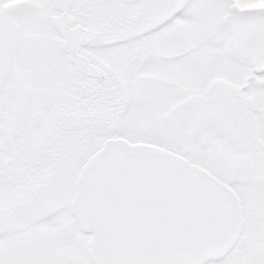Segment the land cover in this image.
<instances>
[{
	"label": "rangeland",
	"instance_id": "obj_1",
	"mask_svg": "<svg viewBox=\"0 0 264 264\" xmlns=\"http://www.w3.org/2000/svg\"><path fill=\"white\" fill-rule=\"evenodd\" d=\"M247 1L254 0H243L245 3ZM37 3L38 1L33 0H0V44H9L0 46V66L2 63L10 66L7 74L3 72L4 68L0 69V139L6 141L9 132L23 129L27 139L32 138L38 119L41 120L42 134L45 136L46 133L49 134L46 129L57 124V116L52 111L45 112V116L38 112L41 99L36 98L40 91L58 92L61 89L63 98L65 92H73L76 100L73 101L74 105L69 99L67 104L65 99L62 103L60 118L62 125L59 128L62 133V146L57 154L61 157H50L49 151L46 158L30 154L27 163L17 164L18 167H15V172L27 171L30 174V185L28 189L20 188L14 197L19 199L23 198V195H30L31 202L29 207H24L28 208L25 214H20L16 210V223L9 222L7 226L10 230L14 228V239H37L39 232L34 223L45 216L47 225L44 239H54L55 234L58 236L57 239H62L64 248L74 243L73 239H90L88 234L81 231L71 211V201L80 168L109 139L120 137L132 143L164 147V144L159 142L162 140L161 132L157 127L158 123L154 124V117L161 118L166 115L165 113H171V109L179 106L181 101L187 102L188 113L181 114L186 115L187 120L180 129L177 128L172 133L174 144L165 145L164 148L183 153L192 163L215 173L225 160L226 155L223 158H220V155L231 153L229 149L233 148L236 137L235 120L232 119L233 106L228 96L229 75L218 81L222 87L220 94H213L221 101L218 99L215 102L202 101V94H206L207 90V87L202 88V82L204 78L209 77V71H205L203 76L201 74L198 78L188 76L186 73V77L183 78L186 83L183 85L186 87L185 97L188 100L177 98V93L182 89L176 87L173 90L167 87L153 90L149 87L148 93L138 95L137 84L119 81L120 77L124 79L128 76L127 72L132 68H111L113 62L109 61L110 53L106 50L102 53L100 50L121 48L116 45H137L140 43L137 39L123 41L121 38H124L123 35H132L138 31L145 33L149 30L152 36L150 39L147 37L146 43H150L153 51L164 57L173 51L196 45L193 53L176 64L178 68L186 66L187 72L188 67L194 62L197 65L202 61L224 62L228 65L232 62L236 68V61L234 62L231 52L223 47L229 41L227 30L230 28V20L227 18L214 20L213 16L202 10L201 0H143L133 6L118 0H75L72 12L77 22L85 25L90 24L89 18L93 21L91 45L84 53L92 60L97 61L101 58L104 61L103 69L108 74L110 72L113 74L112 79L101 82L83 76L71 64L67 53L59 50L63 40L60 42L61 38L53 29V21L57 15L52 8L53 3L46 0V9ZM90 6L93 11L90 10ZM140 6L142 11L139 9ZM108 11L109 14L117 13L120 23H115V19L113 22L115 24H111L110 29L115 31L114 33L108 32L109 27L105 25L104 30L107 28V33L112 35L111 40H102L99 37L101 21L106 24L108 15L105 13ZM41 18L40 30L38 23ZM13 19L18 24L17 28L11 27ZM39 37L42 38L41 42L38 40ZM7 38L8 41L5 42ZM33 43L36 45L44 43L47 47L42 48V51L31 52L28 47L32 48ZM128 58L122 54L121 59ZM2 59H8V63L1 62ZM34 60L43 67L35 66ZM194 70L196 69L191 71ZM241 70L246 74V67ZM209 85L217 84H208V87ZM157 91L166 92L170 96L164 98L160 95L155 96L154 93ZM254 92L257 96L261 95V99L264 97V86L254 87ZM26 93L31 99L24 100ZM219 95H222V98H219ZM152 98L156 102L154 105L151 104ZM50 101L54 103L53 100ZM48 102L47 100L46 107H50ZM34 108L37 109L35 114L32 112ZM22 109H26L27 112L24 113ZM0 154L6 155L7 152ZM3 211L0 210V215ZM19 214L25 217L20 219ZM23 226L24 228L19 230ZM32 243L25 246L15 241L10 245L4 243L0 252L9 254L13 251L14 258L2 261L3 257L0 254V264H60V261L49 252V247L46 249V255L39 258L41 255L35 253L36 250H30ZM77 251L79 252L76 254V264H87L89 260L85 248L80 246Z\"/></svg>",
	"mask_w": 264,
	"mask_h": 264
},
{
	"label": "flooded vegetation",
	"instance_id": "obj_2",
	"mask_svg": "<svg viewBox=\"0 0 264 264\" xmlns=\"http://www.w3.org/2000/svg\"><path fill=\"white\" fill-rule=\"evenodd\" d=\"M36 1L46 9V0H33V2ZM118 1L133 6L143 0H135L133 2L126 0ZM201 2L202 10H205L208 15L213 16L214 20H219L220 18L230 20V28L227 30L229 32V41L224 46H221L226 47L231 52L234 62L236 61V68L232 65V62L228 65L224 62L202 61L198 65L195 62L190 63L191 65L188 67L187 72L186 66L182 65L178 68L176 64L180 60L185 59L188 54L193 53L196 45L173 51L170 55L167 54L164 57L159 52H154L150 43H146L148 41L147 37L150 39L152 36L149 30H146L145 33L138 31L132 35H123L124 38H121L123 41L130 40V38L137 39L140 42L137 45H116L121 48H106L100 51L103 53L106 50L110 53L109 61L113 62L111 68H132L131 71L127 72L129 75L124 79L120 77L119 81L137 84L139 88L137 91L138 95L148 93L147 89L149 87L153 90L158 87H167V89L173 90L176 87L182 89V91L177 93V98L187 99L185 97L186 87L183 85L186 83L183 79L186 77V73H188V76L198 78L201 74L203 76L205 71H209V77L204 78L202 82V88L207 87L206 94H202V101L215 102L218 98L216 99L213 94H220L222 90L218 81H222V79L227 78L229 75L230 92L228 96L233 106L232 119L235 120L234 131L236 137L233 148L229 149V152H231L229 153L230 155H220V158L226 155L225 160L221 162L222 166L220 165L218 170L213 174L228 184L237 195L241 204L244 226L240 237L230 249L219 256L205 260L202 264H264V97L260 99L261 95L257 96L254 92V87L259 88L264 86V0L247 1L246 3L243 0H201ZM50 3H53L52 8L57 13L53 21V29L56 30L57 35L61 38L60 42L63 40V43H60L59 50L67 53L71 64L83 76L97 79L101 82L112 79L113 74L111 72L108 74L103 69L102 65H104V61L101 58L97 61L92 60L91 57L84 53L91 45V23L93 22L91 18H89L90 24L85 23L83 25L81 24L82 22H77V18L72 12L75 0H50ZM89 8L93 11L91 6ZM139 9L142 11V6ZM105 14L108 17H106V24L101 21L102 28L100 29L99 37L102 40H111L112 34L110 33H114L115 31H112L110 26L111 24L120 23V21L118 20L117 13L109 14L108 11ZM115 19L116 22L113 23ZM138 20L140 22V19ZM41 23L42 18L38 23V29L40 30L42 29L40 26ZM12 25V28L18 27L16 20H12ZM105 25L109 27L108 32L110 33H107V28L104 30ZM139 25L140 23H138L137 29H139ZM64 26L71 29H87L88 37L86 42L80 46L77 53L88 58L95 66L102 69L104 73L106 72L103 78L84 74L71 61V53L66 49L64 44L65 37L62 33ZM38 40L41 42L42 38L39 37ZM6 41H8V38ZM0 46H9V44L2 43ZM46 47L47 45L44 43L37 45L33 43V47L31 48L29 46L28 49L33 52L37 50L42 51V48ZM53 48L55 49L56 47L53 46ZM122 54L129 58L121 59ZM1 62L8 63V59H2ZM33 62L37 67H43L37 61L34 60ZM245 67L247 72L243 74L241 69ZM1 68H4L3 72L5 74L10 70L9 64L3 65L2 63ZM192 69L196 70L191 71ZM115 73L117 72L115 71ZM208 84L217 85H209L208 87ZM27 94L24 100L31 99V97H27ZM154 95H160L162 98L168 97V95L170 96V94L163 91H157ZM38 97L36 99H41L38 112L40 111L45 116V112L52 111L57 116V124L53 128L46 129L49 134L47 135L46 133V136L42 134L41 120L38 119V123L31 135L32 138L27 139L26 132L23 129L9 132L6 141L0 139V152H7L6 155L0 154V161H3L0 163V210H4L0 215V223L2 226L0 229V241H2L0 248H3L4 243L10 245L13 241L21 243L24 246L25 244L33 242L30 250H36L35 253L41 255L39 258L42 255H46L49 247V252L60 261V264H76V254L79 252L77 250L80 246H83L88 257L87 260H89L87 264H93L90 258V239H73L74 243L64 248L62 247V239H57L58 236L55 234L54 239H44L47 225L45 216L36 220V223H34V227L39 232L37 239H14V228L10 230L7 226L9 222L11 224L16 223L15 211L17 210L20 214H25L28 208L24 207H29L31 202L30 195H23L24 197L19 199H15L14 197L15 192L20 190V188L28 189L30 185V174L27 171L21 173L15 172V167H18L17 164L27 163L30 160V154L39 158H46L48 153H51L49 155L50 157H61L57 154L62 146V133L59 129L62 125L60 122L61 111L63 110L62 103L64 99H69L74 105L73 101L76 100L73 92H65V97L63 98L61 89L58 92L45 93L44 91H40ZM218 97L222 98V95ZM47 100L49 101L48 105L50 107H46ZM50 100H53L54 103L52 104ZM152 100L151 104H156L153 98ZM218 101H221V99H218ZM67 102L68 100L65 104ZM173 108L171 109V113H165L166 115L161 118L154 117L153 120L155 121L154 124L158 123L157 127L159 132H161L162 138L159 142L163 143L164 147L165 145L174 144L172 133L177 128L180 129L187 120L186 115H181L188 113L186 101H181L179 106ZM36 110L34 108L32 112L35 114ZM22 111L24 113L27 112L26 109H22ZM172 113H175V115H171ZM20 214L18 215L20 219L25 217ZM55 223L56 220L54 221V225H56ZM50 225L52 226V224ZM22 228L24 226L20 227L19 230ZM75 251L77 252L74 254ZM0 254L3 257L1 258L2 261L14 258L13 251L9 254L2 252Z\"/></svg>",
	"mask_w": 264,
	"mask_h": 264
},
{
	"label": "water",
	"instance_id": "obj_3",
	"mask_svg": "<svg viewBox=\"0 0 264 264\" xmlns=\"http://www.w3.org/2000/svg\"><path fill=\"white\" fill-rule=\"evenodd\" d=\"M133 2L135 0H127ZM79 69L105 73L77 53L88 31L64 26ZM91 234L94 264H202L240 237L244 220L232 188L168 149L113 138L82 167L71 203Z\"/></svg>",
	"mask_w": 264,
	"mask_h": 264
}]
</instances>
